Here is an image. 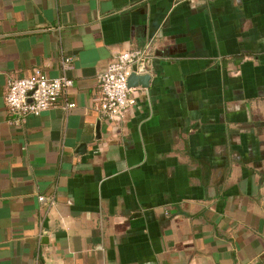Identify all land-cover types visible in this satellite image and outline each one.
I'll return each instance as SVG.
<instances>
[{
    "label": "crops",
    "instance_id": "crops-1",
    "mask_svg": "<svg viewBox=\"0 0 264 264\" xmlns=\"http://www.w3.org/2000/svg\"><path fill=\"white\" fill-rule=\"evenodd\" d=\"M147 42L114 124L96 77ZM34 69L73 86L14 122ZM0 264H264V0H0Z\"/></svg>",
    "mask_w": 264,
    "mask_h": 264
},
{
    "label": "built area",
    "instance_id": "built-area-1",
    "mask_svg": "<svg viewBox=\"0 0 264 264\" xmlns=\"http://www.w3.org/2000/svg\"><path fill=\"white\" fill-rule=\"evenodd\" d=\"M152 60L150 42L135 50H124L117 54L107 65L104 72L97 75L100 89V100L97 110L106 120L121 124L128 112L136 104L135 89L128 86L129 77L145 75ZM71 62L67 57L62 60L63 68ZM71 79L60 76L49 78L40 69H34L32 74L24 78H11L7 81L4 102L9 114L14 115V122L26 117H39L44 112L55 107L60 96L72 88ZM63 110L70 111L75 103L66 102ZM44 202L43 197H39Z\"/></svg>",
    "mask_w": 264,
    "mask_h": 264
},
{
    "label": "water",
    "instance_id": "water-1",
    "mask_svg": "<svg viewBox=\"0 0 264 264\" xmlns=\"http://www.w3.org/2000/svg\"><path fill=\"white\" fill-rule=\"evenodd\" d=\"M150 76L149 75H140L136 76L134 73L129 77L128 86L129 87H136L140 84L143 87H147L149 82Z\"/></svg>",
    "mask_w": 264,
    "mask_h": 264
}]
</instances>
